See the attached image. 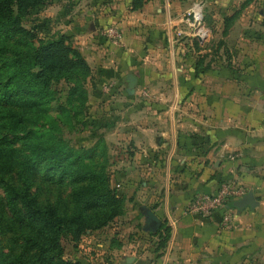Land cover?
I'll return each mask as SVG.
<instances>
[{
	"label": "crops",
	"instance_id": "1",
	"mask_svg": "<svg viewBox=\"0 0 264 264\" xmlns=\"http://www.w3.org/2000/svg\"><path fill=\"white\" fill-rule=\"evenodd\" d=\"M133 1L52 0L48 6L56 21H69L64 30L77 44L98 33L87 39L92 45L85 58L94 57L95 80L103 85L97 95L109 106L104 138L122 162L111 175L127 199L120 217L142 224L145 205L161 221L156 231L141 229L140 239L126 244L138 250L130 260L264 264V0H139L135 7ZM195 1L220 14L218 35L231 43L230 62L200 65L206 68L198 75L190 51L181 42L170 44L176 22ZM113 21L123 48L107 44L97 30ZM127 75L135 77L131 92ZM141 90L153 96L141 97ZM227 179L255 200L241 208L233 204L241 195L231 200V226H221L219 210H185L196 193ZM124 223L121 232L130 228ZM165 226L163 252L156 251L162 255L146 256Z\"/></svg>",
	"mask_w": 264,
	"mask_h": 264
},
{
	"label": "trees",
	"instance_id": "2",
	"mask_svg": "<svg viewBox=\"0 0 264 264\" xmlns=\"http://www.w3.org/2000/svg\"><path fill=\"white\" fill-rule=\"evenodd\" d=\"M48 1L0 0V264H88L65 257L60 237L75 242L127 201L110 184L104 138L83 146L63 135L62 126L85 123L90 69L63 34L23 25ZM205 68L196 62L195 74ZM213 210L220 220L223 209ZM167 236L165 226L155 249Z\"/></svg>",
	"mask_w": 264,
	"mask_h": 264
},
{
	"label": "rangeland",
	"instance_id": "3",
	"mask_svg": "<svg viewBox=\"0 0 264 264\" xmlns=\"http://www.w3.org/2000/svg\"><path fill=\"white\" fill-rule=\"evenodd\" d=\"M52 0H50L51 2ZM49 1L43 5L38 7L37 9L29 10L28 14H26L22 18V23L26 27L32 28L36 35H40L42 37H57L60 34L65 36L64 42L74 48H76L82 57L85 59L87 65L89 66L90 72L85 78L84 86L87 90V97L84 102L82 111H81V118L84 117L85 123L77 124L73 126V128H68L66 126H62L63 135L67 137L73 144L76 145H83L89 146L91 145L98 136H102L104 138L106 132V126L110 125V118H108V124L104 125V116L105 112L109 110L108 105H102L104 100L99 99L97 92L102 89L100 86H103L101 83L95 80V77L98 74L95 72V65L93 62V58H87L88 56V49L89 45L92 43H88V40H92L90 38L98 39L96 36L98 35H88L85 36L84 40L77 44L76 40L71 38V34H68L64 30L65 24L69 21H56L54 9L50 10L48 8ZM46 6V7H45ZM43 8H46L48 12H44L45 14L41 15L40 12ZM135 9V8H134ZM50 11V12H49ZM203 22L204 26L207 31L206 38L203 40L202 43H199L195 40L194 37L189 36L187 33L190 31L188 25L185 21L179 20L176 22V25L173 30L172 34V43H178L184 45L192 54V58L195 60L194 62H198L200 65H220L224 62H230V51H231V43L229 41H222L219 34V26L215 21L219 20L220 14L216 13L215 9L212 7H207L206 5L203 8ZM206 14L209 18V21L206 20ZM108 26H115L117 28L116 21L108 22L102 26L97 28L99 34L105 39L107 44L120 47L122 46V35H120L119 40L116 43L112 42V40L106 37V34L102 33L103 28ZM85 31H88V27L86 24L83 25ZM120 31L119 28H117ZM181 30L179 34L176 35V31ZM102 33V34H101ZM78 39V38H77ZM98 44L101 42L99 40ZM91 42V41H90ZM89 44V45H88ZM209 48V51L203 52ZM223 53V56L221 53ZM209 53V54H208ZM64 88V85L62 86ZM102 91V90H101ZM104 91V90H103ZM149 90H141L140 96L141 97H152L153 92L151 93ZM105 97L110 93L104 91ZM99 104V105H98ZM110 114V112H108ZM109 128V127H108ZM107 134V133H106ZM110 133H108L109 135ZM105 155L107 160V168L110 172V184L114 186L116 192L118 193L117 188L119 187L118 180L113 175L114 170L116 168L122 167V162H116V151L117 148L113 146V143L109 139H105ZM115 175L116 178H119V170ZM113 172V173H112ZM127 206V201H124V210ZM124 212V211H123ZM135 219H128L120 217V214L114 216L111 220L107 223L93 228L91 230H86L85 233H81L78 237V240L72 242L68 235H62L60 237V244L62 246L63 255L68 258H73L82 261L83 263L88 264H142L140 261H131L130 259L138 254V250L132 246L126 245L127 243L134 241L136 238H139L141 235V224L140 221L133 222ZM126 221V223H124ZM124 223L130 224V228L121 232L118 228V225ZM140 239V238H139ZM131 240V241H130ZM156 242L154 241L151 246L150 250L147 252L146 256L157 257L162 255V252L157 254V250L155 249ZM161 248V247H160ZM160 254V255H159ZM127 257V260H124ZM159 261V260H158ZM144 264H151L149 262ZM155 264V263H153Z\"/></svg>",
	"mask_w": 264,
	"mask_h": 264
},
{
	"label": "built area",
	"instance_id": "4",
	"mask_svg": "<svg viewBox=\"0 0 264 264\" xmlns=\"http://www.w3.org/2000/svg\"><path fill=\"white\" fill-rule=\"evenodd\" d=\"M203 5L201 1L193 2L188 8L184 10L180 20L185 21L190 31L189 36L194 37L196 41L202 43L206 38L207 31L203 20ZM181 30L176 31V35ZM103 34L112 42L116 43L120 38V31L115 26H108L103 28ZM101 33V34H102ZM172 40L170 39V44ZM243 189L238 182L227 179L219 181L215 187L209 192L196 193L185 205V210L191 213L205 215L213 209L222 208L220 223L224 228L231 226V200L239 197Z\"/></svg>",
	"mask_w": 264,
	"mask_h": 264
},
{
	"label": "water",
	"instance_id": "5",
	"mask_svg": "<svg viewBox=\"0 0 264 264\" xmlns=\"http://www.w3.org/2000/svg\"><path fill=\"white\" fill-rule=\"evenodd\" d=\"M127 91L131 92L134 82H135V77L133 75H127ZM255 203V200L253 198V195L250 190L246 191L243 193L239 198L233 201V204L241 208L245 205H253ZM141 213L143 215V222L141 224V229L145 231H156V229L160 226V218L154 213L149 207L145 205H141ZM128 258H126L127 260Z\"/></svg>",
	"mask_w": 264,
	"mask_h": 264
}]
</instances>
